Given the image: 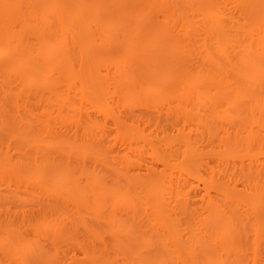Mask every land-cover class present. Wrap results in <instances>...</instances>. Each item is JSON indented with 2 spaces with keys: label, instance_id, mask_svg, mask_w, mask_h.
Masks as SVG:
<instances>
[{
  "label": "rangeland",
  "instance_id": "374dc122",
  "mask_svg": "<svg viewBox=\"0 0 264 264\" xmlns=\"http://www.w3.org/2000/svg\"><path fill=\"white\" fill-rule=\"evenodd\" d=\"M49 1L0 0V264H264V0Z\"/></svg>",
  "mask_w": 264,
  "mask_h": 264
},
{
  "label": "bare ground",
  "instance_id": "6f19581e",
  "mask_svg": "<svg viewBox=\"0 0 264 264\" xmlns=\"http://www.w3.org/2000/svg\"><path fill=\"white\" fill-rule=\"evenodd\" d=\"M50 2V3H49ZM48 3H49V5H45L44 7H43V10H44V12L46 11V10H48V11H52L51 13H54V14H60L61 12H62V7H60L59 5H57L56 4V2H55V0H50ZM76 6H77V9L78 10H80V9H82L84 6H86V4H88L89 6H90V9H91V13H92V15H94V14H96V13H98L97 11H99V7H98V3H97V1L96 0H88V2H86V1H76ZM48 11H46L47 13H48ZM41 12V14H43L42 13V10L40 11ZM70 12V11H69ZM71 13V12H70ZM69 13V14H70ZM29 17H31V18H33L32 20H33V22L34 23H37L38 21H37V18H38V16L39 15H41L40 13H34L33 15H32V12H29ZM72 15V17L73 16H76L75 14H70V16ZM7 17V16H6ZM41 18H43V15H42V17ZM35 19H36V21L37 22H35ZM135 20V19H134ZM133 20V21H134ZM136 20H137V17H136ZM135 20V21H136ZM32 22V23H33ZM46 22V21H45ZM33 23V25L34 26H30V30L33 32V31H35V34H36V41H37V46H36V48L33 50V52L31 53V52H26V53H24V54H19L18 52H15V53H13V54H15V56H12V59H13V62L14 63H11V64H13V66H12V69H15L16 71H20L21 69H23L24 67H26V66H28V64L29 63H31V62H34L35 63V66H33L32 67V69H33V71H37L38 72V75L41 77V79L42 80H44L45 78V80L44 81H47V78L48 77H45V76H47L46 74L48 73H50V71H51V69L52 68H54L55 69V66L58 64V65H60V63L62 62L63 63V61H66L67 60V62L69 61V58H68V56L70 57V55H68V53H67V51H66V49H64L63 47V42L65 41L64 39H65V36H64V38L63 39H61L60 37H57V39L56 38H54L53 39V36L54 35H52V38L50 37V35H47L46 33V35L44 34V31H43V33H42V30H40L41 29V27H38V26H40V23H37V24H34ZM42 24H44V23H42ZM41 24V25H42ZM38 25V26H37ZM23 26H25V25H23ZM45 26V25H44ZM9 28V27H8ZM38 28H40V29H38ZM11 34V33H10ZM9 33H7V35H6V38L4 37V40H5V42L4 43H10L11 42V39H12V37H11V35H10ZM62 34V33H61ZM60 34V35H61ZM55 36H57V35H55ZM59 36V35H58ZM13 40V39H12ZM64 40V41H63ZM1 41H3V40H1ZM1 41H0V46L2 45L1 44ZM3 43V42H2ZM19 43H20V41H19V39H15V44L14 43H12V44H14L13 46H15V45H19ZM8 45L9 44H7V46H5V44H3V46H2V48L0 47V50L1 49H3V51H7V50H5V49H8L7 47H8ZM13 46H11V44H10V47H12L13 48ZM5 49H4V48ZM14 51H16V50H14ZM126 54L125 56L126 57H128L129 55H131L132 54V52L130 51V50H128V49H126L125 50V52H123V54ZM1 55H4V54H2V52L0 53V56ZM11 55H12V53H11ZM128 55V56H127ZM15 59V60H14ZM66 62V63H67ZM155 62V61H154ZM246 62V67H248V69L250 70V71H255V72H257V73H260V72H262V71H264L263 70V66L261 65H258L257 64V62H255V61H245ZM244 62V63H245ZM65 63V62H64ZM157 63V62H156ZM53 65V66H52ZM62 65V64H61ZM153 65H155V63L153 64ZM159 65V64H158ZM6 66V65H5ZM24 66V67H23ZM68 66H70V64L68 65ZM68 66L66 67V68H68ZM245 66V65H244ZM8 67V66H7ZM246 67H245V70H246ZM262 69H261V68ZM6 68V67H5ZM119 68L120 67H118L117 68V71L115 72V76L117 75V77H116V80H118V81H122L123 82V80L125 79V80H127L129 77H128V75H130V77H132V75H131V73L130 74H128V73H126V74H128L127 76L126 75H124V73L125 72H127V71H125L124 72V70L122 71L121 69H123L122 67H121V69L119 70ZM158 68H159V66H158ZM158 68L156 67H153L152 69H151V71H153V70H155V72L158 70ZM9 69V68H8ZM11 69V68H10ZM72 69L73 68H71V66L69 67V72L70 71H72ZM157 69V70H156ZM160 69V68H159ZM7 70V69H6ZM256 70H258V71H256ZM3 71V70H2ZM9 71V70H8ZM54 71V70H53ZM122 71V72H121ZM5 72V71H4ZM67 72V71H66ZM73 72H74V70H73ZM72 72V73H73ZM53 73V72H52ZM51 73V74H52ZM71 73V72H70ZM74 73H76V72H74ZM264 72H262V74H263ZM51 74H50V76H51ZM54 74V73H53ZM43 75H44V77H43ZM151 75V74H150ZM261 75V74H260ZM262 77H263V75H261ZM128 77V78H127ZM44 78V79H43ZM51 78V77H50ZM39 79V78H38ZM49 79V78H48ZM94 80V79H93ZM124 80V81H125ZM129 80V79H128ZM40 81V80H39ZM93 82V81H92ZM45 83V82H44ZM50 82L48 81L46 84L48 85ZM50 85V84H49ZM228 107H230V106H228ZM100 111V110H99ZM139 137V136H138ZM138 139V138H137ZM158 198V197H157ZM152 201V200H151ZM157 203H158V201H156ZM151 203V202H150ZM153 203V202H152ZM156 204V203H155ZM154 204V205H155ZM157 205V204H156ZM158 207V206H157ZM213 226V225H212ZM23 252V251H22ZM16 261V260H15Z\"/></svg>",
  "mask_w": 264,
  "mask_h": 264
}]
</instances>
